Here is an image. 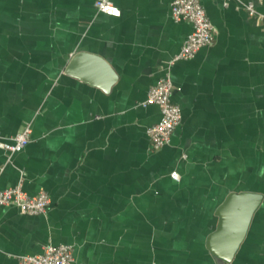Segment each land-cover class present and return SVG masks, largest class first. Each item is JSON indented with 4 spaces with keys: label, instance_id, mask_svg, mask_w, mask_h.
<instances>
[{
    "label": "crops",
    "instance_id": "crops-1",
    "mask_svg": "<svg viewBox=\"0 0 264 264\" xmlns=\"http://www.w3.org/2000/svg\"><path fill=\"white\" fill-rule=\"evenodd\" d=\"M110 1L118 17L95 0H0V140L31 128L20 152L0 150V190L50 200L39 216L0 208V264L47 245L70 247L72 264H216L206 242L230 194L261 201L228 264H264V21L200 0L215 40L174 61L191 26L171 0ZM78 53L115 79L82 62L66 74ZM164 73L181 121L151 151L160 112L143 103Z\"/></svg>",
    "mask_w": 264,
    "mask_h": 264
},
{
    "label": "built area",
    "instance_id": "built-area-1",
    "mask_svg": "<svg viewBox=\"0 0 264 264\" xmlns=\"http://www.w3.org/2000/svg\"><path fill=\"white\" fill-rule=\"evenodd\" d=\"M232 1L239 4L248 16L264 21V16L258 15L255 10L254 0H224L223 6L227 7ZM94 7L106 16L118 17L120 15L119 9L110 0H95ZM170 13L175 22H187L191 26V32L182 42L174 61L191 60L201 48L213 44L216 31L200 0H171ZM172 91L171 78L168 73H164L149 90L143 103V106H157L160 112L159 121L146 130L151 151H158L168 145L173 132L180 124L181 111L171 100ZM30 134V126H24L15 136L0 140V150L6 152L8 156L20 152L29 143ZM170 177L175 181L179 179L174 172L170 174ZM49 203V197L44 191L29 196L20 185L0 190V208L15 207L29 216L45 215ZM72 260V250L65 245H47L41 254L20 258L21 264H72Z\"/></svg>",
    "mask_w": 264,
    "mask_h": 264
},
{
    "label": "water",
    "instance_id": "water-1",
    "mask_svg": "<svg viewBox=\"0 0 264 264\" xmlns=\"http://www.w3.org/2000/svg\"><path fill=\"white\" fill-rule=\"evenodd\" d=\"M91 63L100 69L108 78L109 82L115 79L110 67L103 59L86 53L76 54L68 66L65 73L72 75L76 73V67L80 63ZM76 68V69H75ZM82 79H84L82 77ZM261 197L253 194H230L217 214L219 225L216 232L212 233L206 242L207 249L214 258L216 264H228L241 245L249 221L259 206ZM240 205V209L234 210L235 205Z\"/></svg>",
    "mask_w": 264,
    "mask_h": 264
}]
</instances>
